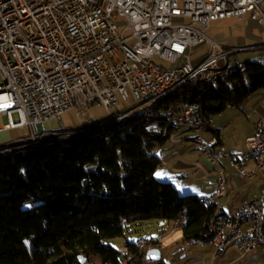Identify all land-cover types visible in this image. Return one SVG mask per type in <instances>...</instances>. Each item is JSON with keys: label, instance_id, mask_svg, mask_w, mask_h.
Wrapping results in <instances>:
<instances>
[{"label": "built area", "instance_id": "2783aa9c", "mask_svg": "<svg viewBox=\"0 0 264 264\" xmlns=\"http://www.w3.org/2000/svg\"><path fill=\"white\" fill-rule=\"evenodd\" d=\"M251 12L261 15L264 26V0H182V4L181 0H0V116L5 119L0 133L26 129L28 135L20 139L31 138V145L51 136H73L76 130H47L45 124L61 120L73 109L87 112L101 105L110 111L120 107L119 96L147 110L176 79L212 77L229 64L241 63L238 54L264 49V45L229 48L209 34L213 22ZM115 17L127 22L129 37ZM184 19L189 22L175 23ZM204 45L206 54L195 62L194 48ZM198 110L196 103L187 105L170 115L171 122L202 136L205 126L196 116ZM89 121L98 123L94 117ZM178 135L174 133L171 140ZM218 144L213 138L196 145L218 171L216 199L225 194L227 183L223 160L243 177L252 179L258 171L264 178V116L255 135L246 140L245 152L224 153ZM252 152H259V160L253 161L255 170L248 171L244 166ZM232 213L236 220L220 212L213 225L215 239L200 243L214 245L215 255L223 247L248 255L264 250V189ZM174 230H181L179 222ZM162 236L143 237L136 244L141 250L153 249L146 247V240L157 243Z\"/></svg>", "mask_w": 264, "mask_h": 264}, {"label": "trees", "instance_id": "16d2710c", "mask_svg": "<svg viewBox=\"0 0 264 264\" xmlns=\"http://www.w3.org/2000/svg\"><path fill=\"white\" fill-rule=\"evenodd\" d=\"M263 92L264 67L251 64L216 87L172 92L161 111L176 115L196 103L207 130L213 116ZM121 123L101 136L0 155V264H147L149 249L136 240L153 223L164 235L162 223L179 222L187 243L210 239L217 207L156 176L176 128L134 118L104 129ZM129 237L136 240L116 245Z\"/></svg>", "mask_w": 264, "mask_h": 264}, {"label": "crops", "instance_id": "0c3cea01", "mask_svg": "<svg viewBox=\"0 0 264 264\" xmlns=\"http://www.w3.org/2000/svg\"><path fill=\"white\" fill-rule=\"evenodd\" d=\"M257 15L260 14L251 12L243 18L230 17L215 21L212 24H217V27H220L224 34L210 35L229 48L245 46L250 41L254 43L251 45H264L262 17L260 15V19H257ZM202 57L194 59V61L198 62ZM247 106L251 113L246 117L244 130L248 128L247 132L243 131L241 135V125L238 122L237 115H242V113H236L233 119L229 121V125L220 124L211 118V128L205 130L208 134L202 135L204 139L207 141L213 138L218 139L217 149L224 153L241 154L245 152L246 140L255 135L257 122L264 116V108L259 107L258 103H253L251 99L245 101L240 108L232 107L231 109H239L247 113ZM0 118L5 121L4 117L0 116ZM57 121L62 123L64 129H67L63 122V117ZM232 130L234 131L233 137L228 132ZM26 135H28V131L24 129V136ZM178 136L175 140H170L171 144L165 145L162 149L163 156L160 167L161 172H163L161 175L162 179L172 182L180 191L182 190L189 194L199 197L214 196L215 181L218 177L217 169L200 154L197 146L193 143V138H188L187 136H181L183 138H180ZM221 167L227 177V183L224 186L225 194L217 198L219 212L231 214L238 207L254 200L262 193L264 178L258 171L255 177L249 179L241 176L239 170L233 167L228 160H223ZM244 168L248 171L255 170L254 162H248ZM161 225H164L167 230L164 234L166 239L160 246L162 260L159 262H148L147 264H264V250L262 249L247 256H241L235 249L229 248L223 256L215 258L216 248L214 245L184 242L182 240V231L174 230L173 223L164 222ZM157 235H160V232ZM146 237H156V235ZM180 240L182 244L178 245L177 242ZM171 244H173V247L170 248ZM178 246H181L182 252H173ZM187 246L189 250H186Z\"/></svg>", "mask_w": 264, "mask_h": 264}, {"label": "rangeland", "instance_id": "374dc122", "mask_svg": "<svg viewBox=\"0 0 264 264\" xmlns=\"http://www.w3.org/2000/svg\"><path fill=\"white\" fill-rule=\"evenodd\" d=\"M181 4H182V0H181ZM256 17H257V19H260V15H257ZM114 21L116 23H118L121 31L125 30V32H126L125 36L126 37H129L132 34V32L130 30H126L128 24L123 18L115 17ZM188 22H189L188 19L175 20V23H188ZM209 34H211L213 36L214 35L216 36V34L217 35H222V34H224V32H223V30L220 27H217V24H212L210 29H209ZM246 44L247 45H245V46H254V45H251V44H254L251 41L246 43ZM207 50H208V46L207 45L200 46V47H195L194 50H193V53H194L193 59H197V58H200V57L204 56L206 54ZM261 54H264V49H260V50H256V51H252V52H248V53L246 52V53L238 54L237 56L241 60L242 64H241L240 67L236 68V71H245L249 65L255 63L256 58L259 55H261ZM154 60L158 61V59H156V58H154ZM263 93L254 95L253 98H250V99L252 100L253 103H255V104L258 103L259 107H263L264 108V96H263ZM119 99H120V104H121L120 107H114L110 111H108L106 108H104L101 105H93L87 110V112H80L78 109H73V110L67 112L66 114H64V116H63V122L65 123L67 129H64L62 127L63 126L62 123L57 121V120H54L52 123H46L45 124L46 129L47 130H51V129L63 130L65 133H67L69 131L80 130V129H87V128L91 129V126H89L88 123H87L88 117H94L99 123H103V122H105L108 119L110 114L113 115V114L117 113L118 111H124V112L126 111L127 112V111H131L132 109L133 110L134 109L135 110L138 109V103H136L135 101L129 100L127 103H125L121 99L120 96H119ZM246 112L247 113H245L244 111H241L239 109H235L234 110V109L229 108L225 112H223L222 114L213 116L212 119L215 122H218L220 124L229 125L228 124L229 121H231L233 119V117H234V115L236 113H242V115H237L238 122L241 125L240 133L242 135L243 131L247 132L246 130H249L248 128L244 130L245 125H246V117L249 116L248 114H251L249 112V107L248 106L246 107ZM132 119H134V118H132ZM4 123H5V121L3 120V118H0V127H3ZM123 124L124 123H121V124H118V125H113L110 128H108V129H104V128H107L109 125L104 127V128L97 129V130L93 129V132H94L93 134L95 136H101V135L105 134L107 131H113V130L122 128ZM248 125L250 126V124H248ZM228 132L231 134L230 136L233 137L234 131L232 130V131H228ZM178 133H180V135L178 136L180 138H183L181 136H187L188 138H193L194 139L195 136H196L195 132H193V131L184 132L183 128H180ZM207 134H208L207 132H205V133L203 132L202 135L205 136ZM23 136H24V129H16V130H11V131H8V132H5V133H0V145L9 142V140L10 141H14L16 139L22 138ZM71 139H73V140L67 141V142H72V141L76 140L75 138H71ZM167 144H171L170 140L166 143V145ZM44 145H47V144H44ZM34 148H37V147H34ZM34 148H32V149H34ZM246 150H247V147H246ZM26 151H28V149H26L24 152H26ZM159 155L161 157L163 156L162 153H160ZM157 171H158L156 173L157 179L160 180L161 182H167V181H164V179H162L161 175L163 174V172H161L160 168ZM179 192H180L181 195H190L189 193H186L185 191H182V190L181 191L179 190ZM185 216H186V212L182 215V218H184ZM159 230H160V228L157 226V224L153 223V224H151L148 227V235L147 236H151V235H153V236L156 235L157 236V234L159 233L158 232ZM165 239H166V237L164 235V239H162L160 242L154 243L151 247L160 248V246L165 241ZM128 240L129 241H134L135 238L129 237L128 239H120V240L117 241L116 245L118 247H120V248H124V246L128 242ZM177 244L181 245L182 241L181 240L178 241ZM171 247H173V244H171L170 248ZM180 248H181V246H178L176 248V250H173V252H176V251L177 252L178 251L182 252ZM144 250H146V249H144ZM186 250H189L188 246L186 247ZM95 259L96 258L93 257V260H95ZM86 264H92V262H89V263H86Z\"/></svg>", "mask_w": 264, "mask_h": 264}, {"label": "bare ground", "instance_id": "6f19581e", "mask_svg": "<svg viewBox=\"0 0 264 264\" xmlns=\"http://www.w3.org/2000/svg\"><path fill=\"white\" fill-rule=\"evenodd\" d=\"M241 64L242 62L229 64L228 66H225L223 69L216 71V73H214L212 77H210V75H200L198 76V79H196L195 77L176 79L175 82H171V85L164 87V92H159V99L152 100V102L149 103V105L147 106V110L137 109V111H134L133 113L122 114V117L120 118L108 117V119L103 123H99V122L97 123L96 121H89L87 123L89 126H91V129L87 128V129L76 130V134H74L73 136H51V137L46 138V140L38 141L34 145H31V138L19 139L18 142L16 140L10 141V142L0 145V154L5 155V156H11L15 153H21V152H24L26 149H32L34 147H39L44 144L65 143L67 141L73 140L71 138L77 139L78 137L82 136L85 133H89V132L92 133L93 129L97 130L100 128H104L110 125L111 123L117 122L119 120H128L132 118H140L146 121L164 118L168 122L169 126H173L176 128L177 134H180L178 133L180 128H183L184 132H187V125H183L181 123H176V122H171L170 116H165L162 114L164 112L161 111V106L163 105L164 100L172 92H175V91L193 89V88H204L205 89L209 87H216L220 83L230 79L232 75L237 72L236 68L240 67ZM254 64L264 67V58L262 54L256 58ZM193 143L195 145H202L206 143V140L204 139L203 136H201L200 133H196V136L193 139ZM258 160H259V152L250 153V161H258ZM215 192H220V185H215ZM200 203L203 205H207V206L208 205L216 206L217 209L219 207L217 203V199L214 196L200 197ZM218 214H220L219 211H218ZM229 220H236V213L229 214ZM215 223H216V217L212 221L211 237L209 240L215 239V229L213 226ZM261 236H264V224H263V227L261 228ZM152 238H155V237H152ZM162 239H164V235L162 236ZM153 244H154V240H146V247H151ZM229 248L230 247H223V252H217V254L214 257L218 258V257L223 256L225 251ZM255 252L257 251H252V253H255ZM240 255L247 256L248 254H240Z\"/></svg>", "mask_w": 264, "mask_h": 264}, {"label": "water", "instance_id": "95a60500", "mask_svg": "<svg viewBox=\"0 0 264 264\" xmlns=\"http://www.w3.org/2000/svg\"><path fill=\"white\" fill-rule=\"evenodd\" d=\"M146 259H147L148 262H159V261H161L162 260V252H161L160 248L150 249L147 252ZM81 263L85 264L86 263V259H82Z\"/></svg>", "mask_w": 264, "mask_h": 264}]
</instances>
